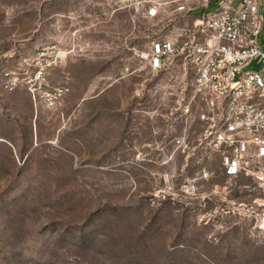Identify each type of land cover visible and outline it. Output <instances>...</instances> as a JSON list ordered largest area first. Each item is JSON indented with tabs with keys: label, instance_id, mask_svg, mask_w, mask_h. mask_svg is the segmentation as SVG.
Masks as SVG:
<instances>
[{
	"label": "rangeland",
	"instance_id": "1",
	"mask_svg": "<svg viewBox=\"0 0 264 264\" xmlns=\"http://www.w3.org/2000/svg\"><path fill=\"white\" fill-rule=\"evenodd\" d=\"M157 1L0 0V264H264L254 181L225 174L183 69L150 66L183 26Z\"/></svg>",
	"mask_w": 264,
	"mask_h": 264
},
{
	"label": "built area",
	"instance_id": "2",
	"mask_svg": "<svg viewBox=\"0 0 264 264\" xmlns=\"http://www.w3.org/2000/svg\"><path fill=\"white\" fill-rule=\"evenodd\" d=\"M148 16L177 15L182 28L151 43L153 70L183 69L179 84L200 109L206 137L221 153L230 178L254 181L258 195L238 211L264 230V0H158ZM66 56L57 53L34 72L42 89L46 75ZM66 89L45 93L48 108L61 103ZM237 210V208H236ZM235 213V211H234ZM245 214V215H246Z\"/></svg>",
	"mask_w": 264,
	"mask_h": 264
},
{
	"label": "crops",
	"instance_id": "3",
	"mask_svg": "<svg viewBox=\"0 0 264 264\" xmlns=\"http://www.w3.org/2000/svg\"><path fill=\"white\" fill-rule=\"evenodd\" d=\"M263 18H264V15H263ZM263 39H264V35H263Z\"/></svg>",
	"mask_w": 264,
	"mask_h": 264
}]
</instances>
